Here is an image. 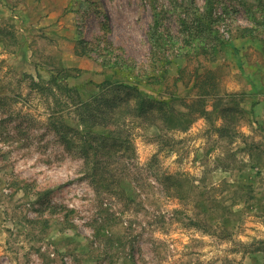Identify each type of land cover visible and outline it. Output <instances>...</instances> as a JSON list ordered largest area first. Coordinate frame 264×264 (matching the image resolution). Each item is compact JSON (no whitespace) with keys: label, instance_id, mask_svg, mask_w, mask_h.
I'll return each instance as SVG.
<instances>
[{"label":"rangeland","instance_id":"rangeland-1","mask_svg":"<svg viewBox=\"0 0 264 264\" xmlns=\"http://www.w3.org/2000/svg\"><path fill=\"white\" fill-rule=\"evenodd\" d=\"M204 10L207 0H0V264H264V110L252 105L264 94V5L254 18L220 0L209 39L194 36ZM63 69L82 100L111 80L172 102L171 123L127 115L129 153L105 173L124 193L96 190L53 130L55 112L83 128L52 80ZM226 105L237 112L224 122Z\"/></svg>","mask_w":264,"mask_h":264},{"label":"trees","instance_id":"trees-1","mask_svg":"<svg viewBox=\"0 0 264 264\" xmlns=\"http://www.w3.org/2000/svg\"><path fill=\"white\" fill-rule=\"evenodd\" d=\"M219 1L207 0L208 11L204 10L206 13L204 15H202V12H199L197 21H195V27H197L195 37L209 39V35H214L215 31L210 27L212 23L210 14L213 13ZM238 3L242 4L256 18L258 11L263 9L264 0H252V6L247 5V0H238ZM244 29L252 31L253 27L246 26ZM69 71V69H63L61 72L64 74L57 73L52 76V80L60 90L61 96L63 95L61 93H64L72 98L71 103L74 106L76 118L83 128H77L67 124L64 121L63 112L59 114L55 112L52 115L53 130L69 149L74 150L82 156L86 165L87 174L96 190L101 189L100 187H108L110 189L111 185L116 184L120 191L124 193L121 178L118 177L117 182H115V174L109 172L106 175L105 173L112 164L113 160L111 159H114L120 154H125L126 156L129 153L131 138L125 132V126L128 123L126 121L127 115L131 114L133 117L149 119L154 123L157 121L171 123L173 120L170 115L172 111H175L172 102L167 98H156L146 94L134 84L114 82L111 80H105L101 83L102 91L100 93L93 94L87 100H82L78 96V91L75 87H69L59 81V79L71 75ZM37 85L40 89H48L50 93L57 95L55 92H52V86L47 88L41 84ZM210 93L211 91L209 90H205L204 92V94ZM7 99H9L8 96H0V107L4 106L5 100ZM57 100L59 101L58 98ZM177 112L180 115H186L184 111L178 110ZM200 112L206 115L209 114L205 109H202ZM235 112H237L235 106H223L221 108V115L224 122L226 118L234 119ZM229 113L232 116H228ZM182 123L183 120L180 119L178 124ZM97 127H102L106 130H104L105 132H95L93 129ZM218 129L222 132V135H226L227 128L224 124L219 126ZM115 192L117 193L116 189Z\"/></svg>","mask_w":264,"mask_h":264},{"label":"crops","instance_id":"crops-1","mask_svg":"<svg viewBox=\"0 0 264 264\" xmlns=\"http://www.w3.org/2000/svg\"><path fill=\"white\" fill-rule=\"evenodd\" d=\"M42 23H48V22H42ZM254 101L255 102H252V105H254L253 108L255 109V111H259L260 112V110H264V94H262L259 98H257ZM255 117H257V119H261V120L258 121V124H260V125H262V127H264V116L258 117L255 114Z\"/></svg>","mask_w":264,"mask_h":264}]
</instances>
